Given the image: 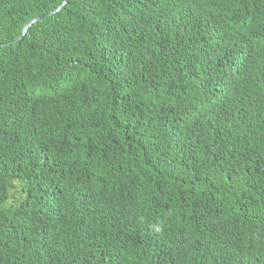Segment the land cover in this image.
I'll return each mask as SVG.
<instances>
[{"label":"trees","instance_id":"trees-1","mask_svg":"<svg viewBox=\"0 0 264 264\" xmlns=\"http://www.w3.org/2000/svg\"><path fill=\"white\" fill-rule=\"evenodd\" d=\"M263 40L264 0H0V264H264Z\"/></svg>","mask_w":264,"mask_h":264},{"label":"clouds","instance_id":"clouds-1","mask_svg":"<svg viewBox=\"0 0 264 264\" xmlns=\"http://www.w3.org/2000/svg\"><path fill=\"white\" fill-rule=\"evenodd\" d=\"M42 17V16H41ZM39 18V17H38ZM43 19V18H42ZM41 21V20H40ZM37 23V22H36ZM26 27V26H25ZM25 29V28H24ZM28 30V29H27ZM27 32V31H26ZM26 34V33H25ZM24 34V35H25ZM22 34V36H24ZM21 37H19L16 41L20 40ZM264 41V40H263ZM5 46V44L3 45ZM203 126L206 127L209 131V133L211 134V138H217V139H222V134L220 133L219 130H216V127L211 124V123H203ZM257 186V189L260 190V191H263L264 192V182H261V183H258L256 184ZM264 198V193H263V196H261ZM261 216L264 217V213L261 214ZM202 255H199L197 254L196 256H192V257H189L188 258V263L187 264H219V263H211L210 261H206L203 257H201Z\"/></svg>","mask_w":264,"mask_h":264},{"label":"bare ground","instance_id":"bare-ground-1","mask_svg":"<svg viewBox=\"0 0 264 264\" xmlns=\"http://www.w3.org/2000/svg\"><path fill=\"white\" fill-rule=\"evenodd\" d=\"M262 42V44H261V46H259L260 48H263L264 49V41H261ZM260 63H262V62H260ZM240 95H242V94H240ZM241 100H238L237 101V103H239ZM242 102V101H241ZM240 105V104H239ZM246 104H241V106H239L238 107V109L236 110V111H234V113H237V114H239L240 112H242V111H246ZM231 216H234L233 214H231ZM213 225H217V224H215V223H212L210 226L211 227H213Z\"/></svg>","mask_w":264,"mask_h":264},{"label":"water","instance_id":"water-1","mask_svg":"<svg viewBox=\"0 0 264 264\" xmlns=\"http://www.w3.org/2000/svg\"><path fill=\"white\" fill-rule=\"evenodd\" d=\"M64 5V4H63ZM62 5V6H63ZM60 8H58V10H59ZM42 18L43 17H39V18H35V19H33L31 22H29L27 25H26V27H25V29H24V31H23V35L26 33V31H27V29L28 28H30L33 24H35L36 22H38V21H40V20H42Z\"/></svg>","mask_w":264,"mask_h":264},{"label":"rangeland","instance_id":"rangeland-1","mask_svg":"<svg viewBox=\"0 0 264 264\" xmlns=\"http://www.w3.org/2000/svg\"><path fill=\"white\" fill-rule=\"evenodd\" d=\"M16 191V190H15ZM15 191H13V192H15Z\"/></svg>","mask_w":264,"mask_h":264}]
</instances>
